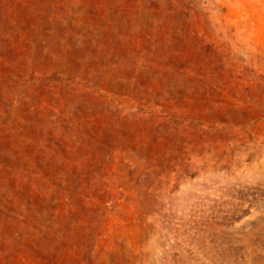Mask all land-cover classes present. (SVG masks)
<instances>
[{"label": "rangeland", "instance_id": "374dc122", "mask_svg": "<svg viewBox=\"0 0 264 264\" xmlns=\"http://www.w3.org/2000/svg\"><path fill=\"white\" fill-rule=\"evenodd\" d=\"M248 262L264 0H0V264Z\"/></svg>", "mask_w": 264, "mask_h": 264}, {"label": "bare ground", "instance_id": "6f19581e", "mask_svg": "<svg viewBox=\"0 0 264 264\" xmlns=\"http://www.w3.org/2000/svg\"><path fill=\"white\" fill-rule=\"evenodd\" d=\"M251 260V259H250ZM247 264H250V262H248ZM252 264V263H251Z\"/></svg>", "mask_w": 264, "mask_h": 264}]
</instances>
